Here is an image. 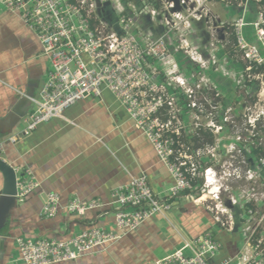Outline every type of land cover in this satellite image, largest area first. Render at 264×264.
Listing matches in <instances>:
<instances>
[{
  "label": "built area",
  "instance_id": "1",
  "mask_svg": "<svg viewBox=\"0 0 264 264\" xmlns=\"http://www.w3.org/2000/svg\"><path fill=\"white\" fill-rule=\"evenodd\" d=\"M206 1L179 0L180 11L172 12L174 3L170 0H0V9L16 15L35 35L47 61L46 77L38 94L26 96L31 110L21 134L28 136L39 124L63 119L64 112L75 103L100 97L106 90L123 107L133 127L146 137L173 180L162 197L153 192L144 175L116 188L111 203L115 231L91 228L65 240L17 238L15 243L24 264L76 261L167 214L182 200L204 207L220 230L237 232L241 246L236 253L215 263L223 251L222 244L211 231H205L193 240L183 241L180 248L155 264H264L263 239L255 238L261 227L254 212L257 204L253 199H245L243 204L230 199V207L238 210V220L230 208L222 205L217 186L215 193L209 188L205 194L200 179L206 189L211 173L216 184L214 171L208 166L200 171L187 158L190 148L175 143L172 137H180L178 130L172 128V120L181 119L176 108L184 105L190 111L198 110L192 101L193 89L204 87L205 82L191 65H196L197 72H205L218 64L215 61L209 66L191 30L190 16L197 21L207 16L203 12ZM232 1L244 8L251 3L264 4V0ZM215 19L218 21V17ZM247 25L240 23L241 32L238 28L242 41V28ZM252 26L263 47V12H259ZM259 54L253 48L246 57L253 59ZM176 55L186 56L189 65L181 66ZM254 59L260 65L261 61ZM179 97L184 98L180 101ZM19 138L13 136L7 142L15 144ZM4 143L0 141L1 160ZM192 152L195 155V150ZM263 163L264 159H260L258 165ZM13 171L17 201L40 188L28 168L13 167ZM194 180L196 185L192 184ZM102 206L98 201L84 202L74 197L62 207L59 195L47 193L41 215L52 218L64 209L70 215L84 216ZM261 228L264 230V226Z\"/></svg>",
  "mask_w": 264,
  "mask_h": 264
},
{
  "label": "crops",
  "instance_id": "2",
  "mask_svg": "<svg viewBox=\"0 0 264 264\" xmlns=\"http://www.w3.org/2000/svg\"><path fill=\"white\" fill-rule=\"evenodd\" d=\"M46 72L47 61L35 35L16 15L0 9L3 158L13 167L28 168L40 184L9 212L0 233V264H24L15 243L19 237L65 240L91 227L115 231L112 194L133 177L146 176L160 197L173 184L151 144L106 90L100 97L75 103L64 112L63 119L39 124L30 135H22L24 119L31 110L26 96L38 94ZM13 136L20 137L17 143H8ZM47 193L59 195L62 207L74 197L103 206L84 216L60 209L54 217L44 218L41 210ZM201 207L182 200L167 214L145 222L103 250L60 264H155L180 248L183 241L205 231H211L222 244L218 263L234 254L241 240L237 232L220 230Z\"/></svg>",
  "mask_w": 264,
  "mask_h": 264
},
{
  "label": "rangeland",
  "instance_id": "3",
  "mask_svg": "<svg viewBox=\"0 0 264 264\" xmlns=\"http://www.w3.org/2000/svg\"><path fill=\"white\" fill-rule=\"evenodd\" d=\"M203 12L207 16L199 21L189 17L194 41L200 44L202 56L209 66L215 61L218 64L205 72H197L196 65H191L196 75L205 82L204 87L193 89L192 101L197 104L198 110L190 111L184 105L181 108L177 107L176 110L181 112V119L172 120V128L178 130L179 136H188L197 128H202L204 131L210 129L215 140L213 147L202 148L199 153L195 150V155L194 152L187 153V158L192 160L200 171L204 166L214 171L217 182L214 188L220 189L221 203L224 207L230 208L238 220V210L230 207V199L234 198L242 204L245 199H253L257 204L254 212L257 220L261 221L262 227L264 226V165H258L256 162L252 167L244 150L249 153L253 148L255 149L253 144L255 139L264 147V69L257 75L253 73L256 69L252 65L255 63L254 58L261 61L260 65H264V45L260 46L252 26L259 12L264 13V4H247L244 8L243 5L232 0L224 2L208 0L204 2ZM217 17L218 21L215 19ZM242 22L249 24L242 28L243 41L237 34L238 28L241 32ZM227 47L233 53L232 58L225 52ZM253 48H256L260 54L253 59L247 58L246 53ZM181 58L184 61L181 64L189 65L190 61L186 56ZM245 61L251 62L247 68H243ZM217 66L220 69L218 71ZM227 82L233 91L230 95V103L225 106L222 98L223 94L225 96L228 94L223 85L228 84ZM183 98L179 97L180 101ZM190 148L191 151L192 147ZM200 181L206 194L210 189L209 187L204 189L203 179ZM212 192L215 193L216 189ZM201 208L206 210L204 207ZM261 227L255 238L263 239L264 247V230Z\"/></svg>",
  "mask_w": 264,
  "mask_h": 264
},
{
  "label": "trees",
  "instance_id": "4",
  "mask_svg": "<svg viewBox=\"0 0 264 264\" xmlns=\"http://www.w3.org/2000/svg\"><path fill=\"white\" fill-rule=\"evenodd\" d=\"M253 4V3H251ZM112 19H114V16H111ZM264 29V26H263ZM234 43H236V40L234 38ZM226 54L232 58L233 57V53L228 49V47L225 49ZM181 56L180 55H176V59L178 61V63L183 66V64H181L182 62L184 63L183 60L180 59ZM248 61H245V63L243 64V68H247V65L250 64ZM253 67H255L256 70L253 71L254 74H260L263 69H264V65H258L256 63H252ZM188 65H184V67H186ZM228 83V82H227ZM225 87V92H227V96H225V94H223V104L226 106L228 105V103H230L231 98L230 95L233 91V89L230 87L229 83L226 85H223ZM223 87V88H224ZM163 120H166L165 117L163 118ZM225 125V124H223ZM175 143L179 142L180 144L184 145L185 147H192V151L197 150V149H201L204 147H210L214 145V136L211 133V131L209 129H207V131H204L202 128H197L193 133H191L188 136H180V137H176L174 134L172 135ZM253 144L255 146V149L253 148L252 151H250L249 153L246 152V150H244L245 155L247 156L248 161H251L252 167H253V163L259 162L260 159H264V147L262 145H260L256 139L253 140ZM189 145V146H188ZM176 147V145H175ZM189 147V148H190ZM191 149V148H190ZM198 182L196 180H194L192 182V184H197ZM92 228V227H91Z\"/></svg>",
  "mask_w": 264,
  "mask_h": 264
},
{
  "label": "water",
  "instance_id": "5",
  "mask_svg": "<svg viewBox=\"0 0 264 264\" xmlns=\"http://www.w3.org/2000/svg\"><path fill=\"white\" fill-rule=\"evenodd\" d=\"M174 3L172 12L180 11L179 0H170ZM32 97V96H29ZM0 175L2 178V186L0 189V233L2 232L4 223L8 217L12 207L15 206L17 200L15 173L13 167L6 161L0 159ZM1 242V240H0Z\"/></svg>",
  "mask_w": 264,
  "mask_h": 264
},
{
  "label": "bare ground",
  "instance_id": "6",
  "mask_svg": "<svg viewBox=\"0 0 264 264\" xmlns=\"http://www.w3.org/2000/svg\"><path fill=\"white\" fill-rule=\"evenodd\" d=\"M208 181H209V188H212L211 189V192L213 191V190H215L216 188H214V181L212 180V178H211V173L208 175ZM214 193V192H213ZM205 197H206V195L205 196H203L202 198H201V201H203V200H205Z\"/></svg>",
  "mask_w": 264,
  "mask_h": 264
}]
</instances>
